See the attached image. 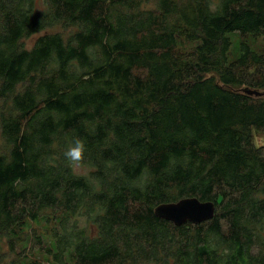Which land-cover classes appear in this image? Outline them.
I'll return each instance as SVG.
<instances>
[{
	"label": "trees",
	"instance_id": "16d2710c",
	"mask_svg": "<svg viewBox=\"0 0 264 264\" xmlns=\"http://www.w3.org/2000/svg\"><path fill=\"white\" fill-rule=\"evenodd\" d=\"M236 32L264 41V0H0V264H264V47L230 61ZM190 197L214 218L155 214Z\"/></svg>",
	"mask_w": 264,
	"mask_h": 264
},
{
	"label": "water",
	"instance_id": "95a60500",
	"mask_svg": "<svg viewBox=\"0 0 264 264\" xmlns=\"http://www.w3.org/2000/svg\"><path fill=\"white\" fill-rule=\"evenodd\" d=\"M259 95L258 92H250ZM216 213L215 203L203 202L196 197L182 199L174 203H165L155 209V214L165 220L182 226L187 222L199 224L214 218Z\"/></svg>",
	"mask_w": 264,
	"mask_h": 264
},
{
	"label": "rangeland",
	"instance_id": "374dc122",
	"mask_svg": "<svg viewBox=\"0 0 264 264\" xmlns=\"http://www.w3.org/2000/svg\"><path fill=\"white\" fill-rule=\"evenodd\" d=\"M43 3V0H40ZM51 31H59V28L53 29ZM229 38L231 39L232 45L230 49L229 59L230 61H235L240 56V47L243 41L247 42L251 48L257 51H261L264 47L263 39H255L254 37L247 35L243 36L241 33H230ZM35 42V38L29 39L26 41L28 47H32ZM255 142L257 145H264V132L256 133ZM75 170L80 175H86L89 172V169L82 166H76Z\"/></svg>",
	"mask_w": 264,
	"mask_h": 264
},
{
	"label": "clouds",
	"instance_id": "9594fccd",
	"mask_svg": "<svg viewBox=\"0 0 264 264\" xmlns=\"http://www.w3.org/2000/svg\"><path fill=\"white\" fill-rule=\"evenodd\" d=\"M86 151L85 143L82 139H76L70 144L67 151L64 153L70 165L77 166L83 160Z\"/></svg>",
	"mask_w": 264,
	"mask_h": 264
}]
</instances>
